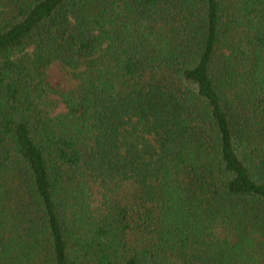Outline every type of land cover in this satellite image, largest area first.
Masks as SVG:
<instances>
[{
  "label": "trees",
  "instance_id": "obj_1",
  "mask_svg": "<svg viewBox=\"0 0 264 264\" xmlns=\"http://www.w3.org/2000/svg\"><path fill=\"white\" fill-rule=\"evenodd\" d=\"M0 264H264V0H0Z\"/></svg>",
  "mask_w": 264,
  "mask_h": 264
},
{
  "label": "rangeland",
  "instance_id": "obj_2",
  "mask_svg": "<svg viewBox=\"0 0 264 264\" xmlns=\"http://www.w3.org/2000/svg\"><path fill=\"white\" fill-rule=\"evenodd\" d=\"M63 110H64L63 106H60L58 109V111H63Z\"/></svg>",
  "mask_w": 264,
  "mask_h": 264
}]
</instances>
